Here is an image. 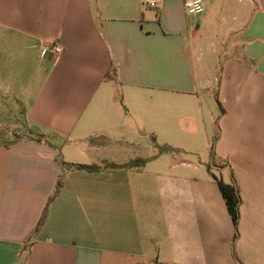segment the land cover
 <instances>
[{"label": "crops", "instance_id": "obj_1", "mask_svg": "<svg viewBox=\"0 0 264 264\" xmlns=\"http://www.w3.org/2000/svg\"><path fill=\"white\" fill-rule=\"evenodd\" d=\"M202 1L0 0V264H264V0Z\"/></svg>", "mask_w": 264, "mask_h": 264}, {"label": "trees", "instance_id": "obj_2", "mask_svg": "<svg viewBox=\"0 0 264 264\" xmlns=\"http://www.w3.org/2000/svg\"><path fill=\"white\" fill-rule=\"evenodd\" d=\"M216 99L218 101V105L220 107V112L223 113L225 111L224 107L222 106V103L219 101L217 95H216ZM121 102L123 103V98L120 97ZM217 139V134L214 136L213 138V142H212V147H211V155L214 157L215 155V151H214V146H215V141ZM60 162L62 163V165H68L72 168H77L80 170H85V171H89V172H97L100 171L102 169V167L100 165H95V164H82V163H66L63 160H60ZM143 162L142 159H137L134 161H131L130 163L126 164V165H119V166H139L141 165V163ZM112 166H118L115 164H112ZM118 166V167H119ZM214 178L218 181V184L221 188L222 194L224 196V198L226 199V204L228 206V209L230 211V213L232 214V217L234 219L235 225L238 224L239 221V217H240V205L242 202L241 195H240V190L239 187L233 177V180L231 183H227L226 181L222 180L221 178H218L217 176H214ZM62 178H60L58 180V184L59 186L62 184ZM45 217V213L43 214L40 223L44 220ZM237 237V235H236Z\"/></svg>", "mask_w": 264, "mask_h": 264}, {"label": "built area", "instance_id": "obj_3", "mask_svg": "<svg viewBox=\"0 0 264 264\" xmlns=\"http://www.w3.org/2000/svg\"><path fill=\"white\" fill-rule=\"evenodd\" d=\"M184 4L186 7V10L191 15H198L201 14L204 11V4L202 0H184ZM151 6H155L156 2L151 1ZM64 50V46L62 43L58 40L50 43L49 45L43 46L41 49V55L45 56L49 53H53L55 55H58L62 53Z\"/></svg>", "mask_w": 264, "mask_h": 264}, {"label": "rangeland", "instance_id": "obj_4", "mask_svg": "<svg viewBox=\"0 0 264 264\" xmlns=\"http://www.w3.org/2000/svg\"><path fill=\"white\" fill-rule=\"evenodd\" d=\"M17 116L20 117V119L18 121L16 119ZM21 116L22 115H21L20 112H15V111L13 113H11V112H0V124L1 125H5V127H2V128L0 127V138L6 137V133H7V130H6L7 127L6 126H9V130H11L13 128V126H11V125L15 124L14 122H17L18 125L19 124H21V125L24 124L23 120H22L23 116L22 117ZM13 129H18V128H17V126H14ZM1 130H3V131H1ZM8 132L10 133V131H8ZM10 134L13 136L14 139L15 138L17 139V138H20V137L23 136L22 133H16V132H13V131ZM32 134L36 138H39V139L46 136V134L39 133V132H34Z\"/></svg>", "mask_w": 264, "mask_h": 264}]
</instances>
